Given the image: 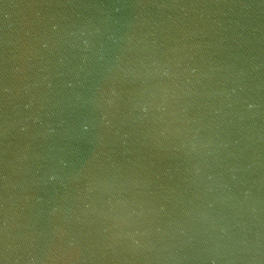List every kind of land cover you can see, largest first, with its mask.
Returning <instances> with one entry per match:
<instances>
[{
	"label": "water",
	"instance_id": "1",
	"mask_svg": "<svg viewBox=\"0 0 264 264\" xmlns=\"http://www.w3.org/2000/svg\"><path fill=\"white\" fill-rule=\"evenodd\" d=\"M0 264H264V0H0Z\"/></svg>",
	"mask_w": 264,
	"mask_h": 264
}]
</instances>
